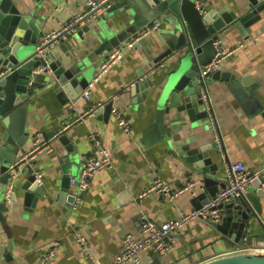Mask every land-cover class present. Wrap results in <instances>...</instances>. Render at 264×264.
<instances>
[{
  "label": "crops",
  "instance_id": "1",
  "mask_svg": "<svg viewBox=\"0 0 264 264\" xmlns=\"http://www.w3.org/2000/svg\"><path fill=\"white\" fill-rule=\"evenodd\" d=\"M240 1L203 0V4L206 8L226 4L234 8ZM34 2L22 0L21 5L33 7ZM57 6L48 10L44 5L38 12L39 17H47L45 21L40 20L44 38L60 32L65 24L89 11L85 0H64ZM247 31L246 38L234 29L220 35L226 48H236L224 59L221 69L237 78L251 79L250 85L264 105V12L261 21ZM157 35L154 31L148 36ZM64 40L68 53L64 54L58 48L63 60L77 58L80 53L87 55L83 39L73 38L71 42L67 36ZM94 62H97L98 71L102 61L95 58ZM152 69L146 55L140 49L132 48L124 52L123 59L108 74L97 81H94L95 77L91 79L93 87L89 100L84 96L88 87L75 102L63 104L52 92L29 102L26 130L30 139L25 150L26 153L32 151L37 135L46 142V147L36 153L31 165L37 172L44 195L28 207L22 201L13 204L8 199V209L3 212V221L0 220V264H40L41 254L56 241L61 248L55 264H112L124 236H139L135 222L141 217L161 224L178 218L183 212L193 211L190 191L194 179L191 181L185 169L172 156L165 155L159 145L143 143V134L154 125V117L146 105L149 103L140 101V95L137 99L126 90L142 76L152 73ZM155 69L150 79L155 85H161L167 77L166 67L160 65ZM207 88L212 103L210 117L214 118L216 128L213 129L210 122L188 125L186 133L201 141H218L221 162L217 178L225 181L227 163H240L252 172L264 169V118L248 116L221 80L208 83ZM112 98H115L114 106L128 118L130 134L116 125L112 114L108 120L93 115L75 122L92 107ZM137 101L138 105H134ZM93 132L110 151L112 165L97 172L81 202L71 200V196L76 197V189L71 184L67 197L61 199L63 178L78 179L82 158L92 152L89 138ZM63 136L66 142L60 140ZM24 154H19L16 161ZM21 174L22 171L16 178L10 176L8 194L17 192L22 185ZM155 181L167 182L173 190L187 186L188 190L173 199L155 194L140 197ZM255 191L252 183L247 193ZM261 207L259 218L264 224V196ZM76 231L85 235L98 263L81 254ZM263 237L264 227L254 219L239 241L237 236L228 237L204 220L195 219L174 234L175 245L167 255L148 252L142 257L141 264H204L245 250ZM244 238H247V244L242 242Z\"/></svg>",
  "mask_w": 264,
  "mask_h": 264
},
{
  "label": "water",
  "instance_id": "2",
  "mask_svg": "<svg viewBox=\"0 0 264 264\" xmlns=\"http://www.w3.org/2000/svg\"><path fill=\"white\" fill-rule=\"evenodd\" d=\"M63 1L35 0L33 7H23L22 0H0V220L8 209V199L13 204L22 201L28 207L44 195L31 166L34 162L23 167V183L18 191L7 192L11 166L19 154L26 153L30 139L26 130L29 102L49 92L63 104L75 102L97 75L94 59L103 62L115 48L158 19L162 21L158 35H147L133 48L146 55L153 72L155 67L165 65L166 80L155 85L150 75L144 81L136 80L126 90L149 103L145 104L154 117V125L143 134V143L159 145L165 155L172 156L185 169L191 181L194 179L190 191L192 210L212 202L226 187V182L217 178L221 152L217 142L188 136L187 126L210 122L212 103L207 84L215 80L225 83L248 116L264 118V105L251 87V79L237 78L222 69L203 73L204 66L216 55L213 43L232 29L246 38L247 30L262 19L264 0H241L234 8L228 4L204 6L202 13L196 9L195 0H107L98 9L68 23L54 38L45 40L40 20L47 17H39L38 12L44 5L49 10ZM67 36L71 42L73 38L83 39L87 55L80 53L77 58L63 60L58 48L68 53L64 40ZM113 104V100L105 102L103 108L94 111V117L108 120ZM133 104L138 105V101ZM60 140L66 142V137ZM71 179L63 178L61 199L67 197ZM262 182L264 174L252 182L255 192L213 207L222 213L219 221L202 220L228 237L237 236L238 241L253 219L264 227L259 218ZM71 198L74 202L75 197ZM204 264H264V253L238 252Z\"/></svg>",
  "mask_w": 264,
  "mask_h": 264
},
{
  "label": "built area",
  "instance_id": "3",
  "mask_svg": "<svg viewBox=\"0 0 264 264\" xmlns=\"http://www.w3.org/2000/svg\"><path fill=\"white\" fill-rule=\"evenodd\" d=\"M106 1L107 0H85V3L89 11H94ZM195 7L199 12L202 13L204 11L203 0H195ZM78 18L79 17H75L74 21ZM67 25L68 24H65L63 29L66 28ZM161 27L162 21L159 19L155 20L139 34L132 36L129 40L125 41L119 47L110 52L107 58L101 63L94 81H97L101 76L108 74L112 67L123 59L124 52L126 50L132 49L138 41L145 38L150 33L158 31ZM59 33L60 32H54L52 34H48L45 37V40L52 39ZM213 45L216 50V55L209 64L204 66V74L221 69L224 59L230 56L236 50V48H226L220 39L215 41ZM150 75L151 73L142 76L139 78V81L146 80ZM135 82L130 84V86H134ZM88 87V90L84 93V96L87 100H89L91 97L90 89L93 87V83L89 84ZM110 100H113L114 103L115 98ZM104 106L105 103H100L92 107L91 110L80 116L75 122L82 121L85 117L93 116L94 111L97 108H103ZM111 114L115 119L116 125L120 129L124 130L127 134H130L131 124L122 110L113 104ZM210 123L213 129H215L216 124L213 117H210ZM34 140L35 141L32 151L24 154V156L19 158L14 163V165L11 166V177L15 178L17 175H19L23 167L32 162L36 153L43 147H46V142L41 140L40 135H37ZM89 140L91 142L92 152L82 158L78 179L72 178L70 182V184L76 189V202L82 201L85 191L89 189L91 180L94 178L97 172L102 169L109 168L112 165L111 153L103 146L99 135L96 132H93L90 135ZM262 174H264V169H261L257 172H252L246 170L240 163H227L225 172L226 187L216 195L212 202L204 205L200 210L183 212L178 218L171 221H166L161 224L156 223L146 216L141 217L135 222L139 236L135 237L131 234L124 236L121 249L112 264H141L142 257L148 252L162 256L167 255L175 245L173 238L174 234L178 233L184 227V225L195 219L219 221L222 216L221 211L218 209L212 210V208L217 207L222 202H228L239 197L240 195L246 194L252 182L262 176ZM261 186L264 189V183H262ZM187 190L188 186L184 187L183 189L173 190L167 182L155 181L150 187L142 192L140 197L149 194H155L173 199L180 196ZM75 238L80 247L81 254L86 259L98 263L92 254L91 246L85 235L80 231H76ZM242 242L247 244V238H244ZM60 248L61 244L57 241L54 242L51 247L46 249L41 254L40 264H55V259ZM237 252L264 253V237L255 245L252 244V246L246 248L245 250L240 249L237 250Z\"/></svg>",
  "mask_w": 264,
  "mask_h": 264
}]
</instances>
